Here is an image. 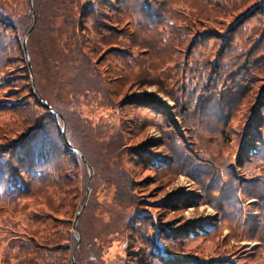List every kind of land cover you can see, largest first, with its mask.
Here are the masks:
<instances>
[{"label": "rangeland", "instance_id": "obj_1", "mask_svg": "<svg viewBox=\"0 0 264 264\" xmlns=\"http://www.w3.org/2000/svg\"><path fill=\"white\" fill-rule=\"evenodd\" d=\"M82 1L85 4L94 0ZM27 3L32 23L21 43L28 82L39 101L49 104L50 111L59 117L62 139L67 142L70 136L80 146L72 145L81 163L71 164L69 158L58 155L45 181L27 176V191L8 198L11 200L0 199V264H26L32 249L27 239L30 237L33 242V234L57 239L68 232H72L74 245L66 254L65 264H159L149 252L151 241L164 257L175 253L186 259L183 254H197L198 258L192 260L200 263L209 255L226 254L230 261L225 264H264L260 261L264 259V146L261 156L240 152V146L251 139L248 134L254 132L250 122L253 114L260 113L256 112L260 110L257 103L264 101L260 90V84H264V0H156L154 7L160 19L155 32L176 38L178 51L174 60V55L168 59L150 52H142L146 56L140 59L133 47L139 37L135 33L118 36L121 26H116L113 37L122 38L131 47V54L123 60L116 53L113 57L109 54L111 58L104 61V67L108 65L114 74H128L133 79L130 63L142 62L148 75L141 82L133 80L140 86L119 80L122 94L114 100L107 92L110 86L101 87L105 78L96 69L97 93L89 98L91 94L80 90L72 96L71 89L58 82L68 77L65 70L58 68L53 73L49 65L42 66L43 56L39 53L33 54L39 90L34 87L26 43L35 14L33 0ZM12 4L17 11L25 8L26 1L13 0ZM80 6H73V10ZM99 8L97 14L92 12L90 21L94 17L102 19ZM252 9L255 10L246 14ZM0 23L6 37H12L14 32ZM107 23L114 24L111 19ZM130 27L136 31V26ZM53 39L59 46L66 40L64 36ZM106 54L98 51L97 57ZM20 65L14 52L7 50L0 57V144L17 139L31 125L47 121L44 110L35 105L25 90L26 79L20 76ZM185 74L198 79L184 82ZM113 87L118 88L116 83ZM128 95L143 97L159 109L163 106L170 123L148 108L123 107ZM5 103H12L15 108L12 110ZM80 115L92 120V128L86 130L84 137L71 135L73 124L69 120ZM65 120L69 132L65 130ZM20 123L29 124L16 132ZM261 132L264 137V128ZM53 135L48 134L51 139ZM252 140L260 149L258 139ZM153 144L159 147L154 148ZM136 147L153 161H174L163 167L153 162L149 169V165L136 159L138 153L131 149ZM117 152L120 154L116 155ZM187 158L198 159L201 168L189 171L185 167ZM14 167L21 172L20 162L15 159L6 170L11 168L15 173ZM226 185L235 188L238 206L224 197ZM168 198L173 205L166 208L164 202ZM184 202H188L187 206ZM66 206L67 214L60 213ZM144 208L149 216L137 213ZM230 215L232 221L228 220ZM150 217L154 221L152 227ZM52 223L56 228L44 234V226ZM254 226L260 228L261 235L252 232ZM156 228L164 232L183 228L216 231L177 240L160 239L155 236ZM160 234L163 233H157ZM81 235L87 239L86 246H81L75 256ZM65 241L68 243H60ZM135 244L143 248L139 258L135 251L138 248L132 246ZM203 250L209 253L205 255ZM216 251L224 253L213 254Z\"/></svg>", "mask_w": 264, "mask_h": 264}, {"label": "trees", "instance_id": "obj_2", "mask_svg": "<svg viewBox=\"0 0 264 264\" xmlns=\"http://www.w3.org/2000/svg\"><path fill=\"white\" fill-rule=\"evenodd\" d=\"M3 1L7 3L4 5L0 2V22L4 23V27H9L10 30L14 32V35L7 38L6 35L0 30V57L7 50L9 52H14L17 54L19 62L21 63V65L19 66V69H21L20 72H22L20 76H23L26 79L25 90L26 92H28V94L30 95V99L34 101L35 105L42 108L45 115L47 116V121L45 124H35L34 126L31 125L28 127L27 132L23 135H20L17 139H12L8 143L0 144V199L6 200L8 198L12 199L14 196L16 197L17 194L27 191L29 189V181L31 178L37 181H45L48 178L47 175L49 174V169L54 168L52 164L56 156L63 155V157L69 158L71 164L81 162L78 153L75 151L72 145L78 147L80 146L70 136H67V142L62 139L59 129V117L53 114V112L50 111L46 105H43L39 101L36 93L34 94L32 92L30 83L28 82V68L24 55V49L21 43L22 37L27 32L32 23L27 0H25V8L18 9L17 11H15V7L12 4L13 0ZM82 2V0H33L35 21L33 28L29 33V37L26 43V50L30 57V66L33 75L34 87L37 90H39V88L37 86L35 73L33 70L34 53H39L43 56V60H41L42 66L43 64L49 65L50 68H52L53 73H55L56 69L58 68H62L65 70V76H68L69 79L68 77H64V79H61L62 81L58 82L66 85L69 89H71L72 96L74 94H77L76 91L80 90H83L85 95L91 94L89 98H92L93 94L97 93V83L99 82V80H97L96 76L94 75L95 69L99 70L100 73L102 72V79L105 78V83L101 82V87L104 84H108L110 86V89H107V92L111 100H114L117 96L122 94V84H124L125 82L133 81L134 79L140 80V82L146 80V76L148 75V73L145 69V65L142 62L130 63L129 67L132 64L131 70L135 75V78L133 79L128 78V74H125L123 76L114 74V71H112V69L108 67V65L107 67H104V61L110 60L111 56L113 57V53H116L118 55V58H120L121 60H123L124 57H129L128 54H131V47L125 45V42L122 40V38L115 39V37H113L112 30L117 31V29L115 28L116 26H121L118 36H124L126 34L130 35L135 33L139 37V39L135 41L133 47L139 52L140 59L146 56L142 52H150L151 55L159 57L161 56L163 58H166L167 56L168 59L170 55H174L172 59L174 60L176 58V53L178 51L176 38L172 34L168 36L165 34H161L160 32H155V27L159 25L160 19V13L154 7V3L156 2V0L155 2L154 0H100L102 4H98L101 8H99L97 0H94L93 2L85 1V4H82ZM107 3L113 5H109ZM130 3H132V5H130ZM79 4L82 6H80ZM73 6H80V8L78 10H73ZM254 7H257V5ZM97 8H99L98 13L101 15L103 20L101 18L95 19L94 17L92 21H90V15L92 14V12L93 14H97ZM254 10L255 9L246 11V14ZM259 10H261V8ZM116 11L121 12L119 13ZM114 13L118 14L114 17ZM241 17H243V15ZM110 19L113 21V25L107 23L108 21H110ZM131 24L136 26V31L130 30ZM168 26L171 27V21L168 22ZM202 34L206 36L205 33ZM54 36H64L66 40L62 45L59 46L53 39ZM47 47L50 48V52H48ZM98 51H101V53L107 52V54L105 57H103L102 55L97 57ZM109 64H111V61H109ZM121 66L128 67L124 63H121ZM245 72L246 71H244L242 75ZM8 78L9 77H7L6 79ZM122 78L124 81L123 83L121 81ZM3 79L5 78H2L1 80ZM195 79H198V77H192L190 74L184 75V82H191ZM119 80L122 84L118 83ZM146 82L147 81H144V83ZM114 83L117 84L118 88L113 87ZM133 84L134 86H140V84L134 83V81L133 83H131V85L133 86ZM260 90H262L261 97L264 98V84H260ZM96 95L94 98H96ZM123 102V107L125 105H131L134 107L138 106L140 108H148L149 110H152L153 114L162 117L163 119L165 118L166 120H169L167 114L163 110V106V109H159L157 106L147 101L143 97L128 95L123 100ZM258 103L257 107L260 105V110H257L256 112L260 113L253 114L252 120L250 122L254 125L255 129L252 134H248L250 135L251 139H247L240 146L241 154L247 152L252 156L262 155L261 149L264 146V137L261 130L262 128H264V101L262 102L260 100ZM5 105L10 107L12 110L13 108H15L14 106L12 107V103H5ZM19 108L22 107L20 106ZM69 121L73 124V132L71 134L73 136L75 134L84 137L86 134V130L92 128V120L85 115H80L79 117L71 119ZM143 122L144 121H142L141 123ZM28 124L29 123H20V127L16 132L22 131L23 127ZM109 128L110 127L106 128V132L109 131ZM65 130L69 132V126L66 120ZM52 132L54 133L52 137L53 139L49 138L48 136V134H52ZM46 134L48 138L46 137ZM102 134L103 131L99 134V136H102ZM252 138L258 139L257 142H259L260 149H257V146L254 145V141L252 140ZM120 145L121 144H118L117 148H119ZM153 147L157 148L159 147V145L153 144ZM138 148L139 147L131 149L138 153V155H136V159L138 158L139 163L145 164L147 166L149 165V169L153 167L152 165L154 163L156 166L163 167L170 165V161H174V158L166 160V163H164L161 159L153 161L148 157V155L146 156L145 152L139 150ZM160 148H163V146H161ZM119 154V152L116 153V155ZM185 155L188 154L185 153ZM262 156H264V152ZM14 159L15 162H20V167L22 168L21 172L17 167H14L15 173L11 168L6 170V167L12 164L14 162ZM139 163H137V165H139ZM185 163V167L189 171H192V169L197 170L198 168H201V164L196 158H187ZM146 168L148 169V167ZM121 174L125 175V173ZM27 176L30 179L26 178ZM225 190L226 195H224V197L228 199L227 202H230V204L232 203L233 205L236 203L237 205L235 188H233L231 185H226ZM165 202L164 206H166V208L168 205H173V203L170 202L169 198ZM186 203L188 202H184L182 204L185 205ZM70 204V201H68V205ZM178 205L179 204H176L174 206ZM147 210V208H144L140 211H137V213L143 216H149ZM134 212L135 211H133V213ZM60 213L67 214V206ZM158 216L159 213H156V217ZM231 218L233 217L230 215L228 220H231ZM136 222L140 224V221ZM149 222L150 227H152L154 222L152 217H150ZM217 223L219 224L218 220ZM65 227H67V224ZM54 228H56V225L53 223L52 226H44V234L53 231ZM214 231L216 230L213 228L211 230H192L191 228H183L182 230L177 232L173 231V229L164 232L161 230L159 231L156 228L155 236H158L160 239L171 238L179 240L181 238L185 239L193 236L203 237L206 236L207 233H212ZM158 232H162L163 234L157 235ZM252 232L258 235L262 234L260 228H256L255 226L252 228ZM42 235L43 234L38 236L33 234V236H31L33 242L30 240V237L27 239V241L32 244V249L26 257L25 263L65 264L67 258L66 254L67 252L71 251L74 245V237L72 235V232H68L67 235H58L57 239L53 237L49 238L46 235H44L43 238ZM249 236H252V233ZM262 238L264 239V232ZM62 240H67L68 243H66V241L65 243H60V241ZM85 240L87 239L81 235L80 245L75 253V256L81 249V246H86ZM132 246L138 248L135 251L138 256L137 258H139L141 250L143 248L141 249V247H139L137 244ZM151 246L152 250H150L149 252L154 257H156V262H159V264H204V262L207 264H209V262H213L214 264H225L226 261H230L226 254L213 255L217 253L223 254V251H216L212 254L213 256L209 255L208 258L206 257L202 259L203 262L200 261V263H196L192 259L198 258L197 254H183V257L186 258L183 259L178 257L179 255L175 253L173 255H170L165 249L168 255L164 257L160 255L159 249L152 243V241ZM203 251L205 255L209 253V251ZM260 261L264 262V259L260 258Z\"/></svg>", "mask_w": 264, "mask_h": 264}, {"label": "water", "instance_id": "obj_3", "mask_svg": "<svg viewBox=\"0 0 264 264\" xmlns=\"http://www.w3.org/2000/svg\"><path fill=\"white\" fill-rule=\"evenodd\" d=\"M31 13H32V9H30ZM46 105V104H44ZM48 107L49 110H52L48 105H46ZM66 142V141H65Z\"/></svg>", "mask_w": 264, "mask_h": 264}]
</instances>
